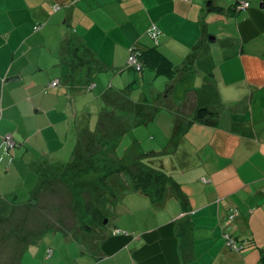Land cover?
<instances>
[{
    "label": "crops",
    "instance_id": "obj_1",
    "mask_svg": "<svg viewBox=\"0 0 264 264\" xmlns=\"http://www.w3.org/2000/svg\"><path fill=\"white\" fill-rule=\"evenodd\" d=\"M241 1L0 0L1 241L16 236L12 231L20 224L14 220L19 165L39 154L32 151L39 144L35 138L50 128L57 133L64 115L78 119L74 90H100L111 108L100 106L101 134L104 116L119 107H126L132 124L149 116L135 130L141 132V145L171 129L167 153L173 157L166 161L155 151L141 155L165 174L173 172L185 195L182 203L174 184L155 202L126 184L131 190L126 216L134 215L135 204H146L155 209L152 220L146 213L144 224L131 229L119 221L107 231L97 256L80 252L73 261L62 249L49 251L25 237L20 264H264V0H246L247 8L236 9ZM63 24L85 57L76 44L71 47ZM49 27L60 35L43 55L37 28ZM132 48L140 54L141 72L128 64ZM74 55L80 61L67 70ZM200 109L211 115L197 119ZM120 117L111 114L107 122ZM116 127L109 125L111 134ZM97 136L86 133L80 141L87 149L95 147ZM7 137L14 143L9 151ZM66 184L55 183L60 202ZM73 204L66 202L76 228L88 215L85 206L75 211ZM164 213L170 214L157 221ZM182 227L187 228L184 240ZM30 232L28 238L38 235L34 228ZM227 233L238 249L228 245ZM4 248L0 242V253Z\"/></svg>",
    "mask_w": 264,
    "mask_h": 264
},
{
    "label": "rangeland",
    "instance_id": "obj_2",
    "mask_svg": "<svg viewBox=\"0 0 264 264\" xmlns=\"http://www.w3.org/2000/svg\"><path fill=\"white\" fill-rule=\"evenodd\" d=\"M44 29L37 28V30H42L43 34L41 42L38 43L42 44L38 52L48 55L50 49L55 47L60 30L56 27H49L43 31ZM64 30L65 35L70 34L69 36L74 40L70 39L71 47L76 44L77 49L81 50L80 55L84 54L85 57L87 53L84 47L81 48V44L73 38L72 29L64 26ZM78 57L74 55L69 62L70 66L66 64L67 70L73 69V65L80 61ZM106 89L109 88L104 90ZM98 91L100 90L80 93L81 91L74 90L78 101V110L74 115L77 114L78 119L64 115V123L58 124L57 133L55 128H50L41 134V138H35V141L39 139V144L37 149L32 151L39 154L35 155L34 159L27 157L20 163V168H18L19 208L14 216V220H19L20 224L15 227L14 231L11 230L12 234L16 236H8L4 241H1L0 238L1 245L5 246V250L0 253V264H20L21 254L19 251L25 247L27 242L24 239L26 238V241L36 240L35 243H38L43 249L50 247L49 251L56 250L58 252L59 249H62V253L70 261H73L80 252H84L88 258H91L97 256L98 248L107 235V231L115 229L114 225L119 221H122V225L127 229H131V226L144 224L147 219L146 213L151 216L152 220L154 213L151 210L154 208L149 209L145 207L146 204H135L134 215L126 216V210L131 206L128 203V196L131 194L128 186H132L130 184L132 180L127 173L125 175L114 173L115 175L112 174L107 179V183L106 179L102 181L101 177L104 169L116 167L115 162L117 167L118 162L119 164L121 162L130 164L144 155L141 153L155 151V154H159L158 156L167 157L166 161L173 157L174 152L171 151L172 155L167 153L172 148L171 140L168 138V135H173L170 133L171 129L168 130V135L161 132V135L157 136V140L142 141L141 145L139 140L143 137L140 131L135 130H140L144 124H132L128 119L129 112L126 107L122 109L119 107L112 113H106L104 116L106 123L103 124V133L101 134L98 129L103 118H99L104 113V108H108V110L111 108L106 105ZM67 92L68 89L65 90L66 94ZM138 97V93L134 94V99L137 100ZM102 104L104 105L103 109L100 107ZM111 114L121 115L117 123L107 122L110 120L107 118ZM87 116L88 120L83 124L84 118ZM109 125L112 128L118 126L111 131L112 134L108 129ZM90 132L96 136L99 135V142L95 147L87 149L80 140ZM112 139L114 140L111 141ZM148 161H150V157H146V162ZM165 162H162L163 165ZM190 164L194 165L193 162ZM147 165L150 166V162ZM169 166H171L170 162ZM84 168L88 170H82ZM167 175L174 177L173 172ZM61 181H64V186L66 183L69 186V189L64 190L62 202H60V198H55V183ZM52 189L55 195L51 194ZM71 199L75 203L73 204L75 211L80 205L89 206L87 205L88 201L92 202L93 200V203L96 206L100 205L104 211L103 221L100 222L96 215L89 213L88 216H84L85 220L77 222L78 227L73 228L77 219H75L71 207L66 206V202L68 203ZM179 200L181 201V199ZM175 201L177 202V200ZM180 205L178 202V206ZM169 214L164 213L156 220L160 221L161 218ZM32 228L38 235L28 238ZM13 249L15 250L13 251Z\"/></svg>",
    "mask_w": 264,
    "mask_h": 264
},
{
    "label": "trees",
    "instance_id": "obj_3",
    "mask_svg": "<svg viewBox=\"0 0 264 264\" xmlns=\"http://www.w3.org/2000/svg\"><path fill=\"white\" fill-rule=\"evenodd\" d=\"M208 115H211V112L208 109H200L197 113V119H201L203 116ZM146 118H149V116H146L142 119L140 118V116H138L136 125L144 123L146 121ZM145 159V157H141L130 164H125L122 162L119 164L118 162V167L115 162V168L103 170L101 180L103 179L102 181H104V179H106L105 182L107 183V179L112 176V174L115 175L114 173H122L125 175L127 173L132 180V189L134 191H140L148 194L155 202L162 201L166 196L168 187L175 184L177 186V196L181 199L182 203H184L185 195L184 193H182L183 191L179 188L177 183L173 182L172 178L164 172L154 167L150 168V166L147 165ZM82 170L88 169L84 168ZM87 205L89 206H85L86 214L88 215L89 213H93V215L97 216L100 222L103 221L104 211L101 206H96L93 201L89 202ZM186 235L187 228L182 227L179 237L184 240Z\"/></svg>",
    "mask_w": 264,
    "mask_h": 264
},
{
    "label": "built area",
    "instance_id": "obj_4",
    "mask_svg": "<svg viewBox=\"0 0 264 264\" xmlns=\"http://www.w3.org/2000/svg\"><path fill=\"white\" fill-rule=\"evenodd\" d=\"M249 6V3L246 0H242L239 4L236 5V9H242V8H247ZM150 35L156 39L157 38V30L156 28H153L150 32ZM128 64L130 66H132L137 72H141L144 65L140 59V54L137 51V49L132 48L130 50V56H129V61ZM58 81L53 82V86H57L58 85ZM5 150L9 151L10 149H12L14 147V143L11 139V137H7L5 139ZM208 182V181H207ZM236 216V213H233L230 216V219L233 220ZM225 238L227 240L228 245L232 248V249H238V245L236 244L237 242L235 241V239L229 234L227 233L225 235Z\"/></svg>",
    "mask_w": 264,
    "mask_h": 264
},
{
    "label": "water",
    "instance_id": "obj_5",
    "mask_svg": "<svg viewBox=\"0 0 264 264\" xmlns=\"http://www.w3.org/2000/svg\"><path fill=\"white\" fill-rule=\"evenodd\" d=\"M9 81H10V80H9ZM9 81H8V82H9Z\"/></svg>",
    "mask_w": 264,
    "mask_h": 264
}]
</instances>
